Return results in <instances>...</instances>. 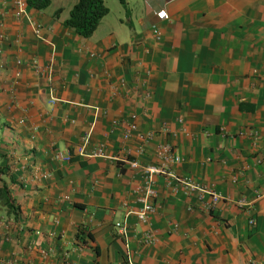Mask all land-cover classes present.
Masks as SVG:
<instances>
[{
  "label": "crops",
  "instance_id": "obj_1",
  "mask_svg": "<svg viewBox=\"0 0 264 264\" xmlns=\"http://www.w3.org/2000/svg\"><path fill=\"white\" fill-rule=\"evenodd\" d=\"M108 1L87 39L64 27L70 10L4 19L0 153L18 212H0V264H264V0ZM132 121L152 134L141 155L122 139ZM85 134L105 156L76 152ZM165 143L172 173L205 192L159 176L140 223L127 160L157 164Z\"/></svg>",
  "mask_w": 264,
  "mask_h": 264
},
{
  "label": "built area",
  "instance_id": "obj_2",
  "mask_svg": "<svg viewBox=\"0 0 264 264\" xmlns=\"http://www.w3.org/2000/svg\"><path fill=\"white\" fill-rule=\"evenodd\" d=\"M28 6L26 0H0V44L6 40V36L3 32L4 19L6 16L11 15L15 20L19 21L25 17H28L27 14ZM155 17L158 21L168 20V14L165 10H160L155 12ZM29 24L33 30V33L36 37H40L42 26L39 23L33 22L29 19ZM151 32L156 41L161 39V33L156 25L151 26ZM19 63V61H18ZM148 97V94L145 95ZM134 119V116H132ZM136 138L139 142V147L136 150L138 155L143 154L144 146L152 139V134H140L136 124L132 121L127 123L125 129L122 133L123 140H130L131 138ZM88 141V135L85 134L81 137L80 142L82 145L76 148V152L80 155L86 157H103L105 156L103 147L98 146L91 153H86L84 150V145ZM156 158L158 159L157 164L151 165H141L137 160H127V165L134 170H138L144 180V188L142 194H140L136 199V204L138 208L134 211V215L138 222L145 223L148 220L150 214L155 211L154 199L156 198V191L154 189L155 179L159 176L167 177L175 181L177 184H180L184 187L191 189H197L201 192H205L199 189L197 186L190 185L185 179L179 178L172 173L171 167L181 163V157L179 154L175 153L173 147L169 144H159L156 148ZM54 159L58 161H69V154H63L60 151H57L54 154ZM208 194V193H207ZM209 195L211 197L209 209H213L215 204L219 201L220 197L214 191H210ZM243 203V201H241ZM245 203V202H244ZM249 226L255 225V220L250 217L248 220ZM118 233L121 237L124 238L126 244V251L129 250V244L127 240L128 228L125 224L117 223L115 225ZM154 241L152 235L147 234L144 239V244H151Z\"/></svg>",
  "mask_w": 264,
  "mask_h": 264
},
{
  "label": "trees",
  "instance_id": "obj_3",
  "mask_svg": "<svg viewBox=\"0 0 264 264\" xmlns=\"http://www.w3.org/2000/svg\"><path fill=\"white\" fill-rule=\"evenodd\" d=\"M118 1L125 5V0ZM50 3V0H26L28 7L39 11L48 8ZM60 11L57 10L56 15ZM108 12L104 0H77L70 9L68 18L63 22V25L78 36L87 39L92 36ZM5 159L4 155L0 153V212L17 217L15 215L18 212V207L14 205V199L9 188V184H12L13 180L9 175L10 169Z\"/></svg>",
  "mask_w": 264,
  "mask_h": 264
},
{
  "label": "rangeland",
  "instance_id": "obj_4",
  "mask_svg": "<svg viewBox=\"0 0 264 264\" xmlns=\"http://www.w3.org/2000/svg\"><path fill=\"white\" fill-rule=\"evenodd\" d=\"M77 0H50V5L48 6V8L50 10H59L62 9L64 14H67V12L71 9V7L73 6L74 3H76ZM114 2H116L117 6H118V0H113ZM106 3L109 7H111V4L108 0H106ZM112 9V12L114 13V9ZM112 13V14H113Z\"/></svg>",
  "mask_w": 264,
  "mask_h": 264
}]
</instances>
